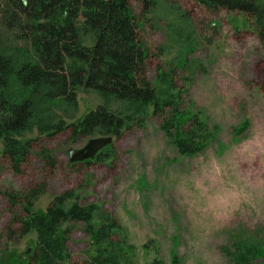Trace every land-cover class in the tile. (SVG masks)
I'll return each instance as SVG.
<instances>
[{
    "label": "rangeland",
    "instance_id": "rangeland-1",
    "mask_svg": "<svg viewBox=\"0 0 264 264\" xmlns=\"http://www.w3.org/2000/svg\"><path fill=\"white\" fill-rule=\"evenodd\" d=\"M132 6L149 50L148 79L154 82L156 67L178 64L177 81L187 79L188 98L217 128L213 142L201 153L178 155L149 113L143 128L112 137L103 148L108 157L70 162L69 149L99 137L73 142L69 129L53 137L33 130L23 140L38 139L14 173L0 139V259L5 252L24 253L37 238L34 230L18 236L23 201L13 206L3 192L37 190L32 211L43 212L56 195L74 190L80 204H95L119 225L111 239L123 237L132 246L133 264H236L250 250L261 256L247 254L248 264H264V38L240 16L212 13L192 0H156L148 13ZM0 49L14 55L29 47L0 21ZM77 102L76 110L59 101L44 105L41 114L69 125L99 105L118 112L125 107L80 89ZM43 149L53 163L40 157ZM222 198L229 201L223 209ZM63 227L70 228V264H91L94 249L83 225Z\"/></svg>",
    "mask_w": 264,
    "mask_h": 264
},
{
    "label": "trees",
    "instance_id": "trees-1",
    "mask_svg": "<svg viewBox=\"0 0 264 264\" xmlns=\"http://www.w3.org/2000/svg\"><path fill=\"white\" fill-rule=\"evenodd\" d=\"M156 0H4L0 5L3 27L25 42L28 50L7 54L0 49V139L3 155L11 169L19 173L20 164L31 153L38 138L24 139V133L53 137L69 129V140L90 137H120L125 130L143 128L150 113L178 155L203 152L216 136L202 109L188 98L187 79L179 84L176 72L156 67L154 82L147 77L149 50L140 35V15ZM197 6L215 13L221 10L240 16L243 25L259 39L264 38V0H192ZM92 91L105 102H122V111L106 104L90 110L67 125L62 119L46 121L44 105L59 101L76 110L77 91ZM242 130L243 124L239 127ZM111 145V143L109 144ZM53 163L47 150L39 151ZM97 156V157H96ZM95 160L109 156L99 151ZM91 162V159L84 162ZM37 190L26 195L3 192L11 205L22 199L26 217L21 220L19 237L34 230L36 244L22 254L5 252L0 264H70L67 247L70 228L81 223L90 236L91 264H133L132 246L118 234L119 225L95 204H80L74 190L56 195L43 212L32 211ZM261 256L253 250L237 257L236 264H248V256ZM239 260V261H238ZM172 261H175L173 259ZM148 264H163L155 259Z\"/></svg>",
    "mask_w": 264,
    "mask_h": 264
},
{
    "label": "water",
    "instance_id": "water-1",
    "mask_svg": "<svg viewBox=\"0 0 264 264\" xmlns=\"http://www.w3.org/2000/svg\"><path fill=\"white\" fill-rule=\"evenodd\" d=\"M112 137H99L87 141L81 149H69L70 162H82L87 159H94L96 154L112 142Z\"/></svg>",
    "mask_w": 264,
    "mask_h": 264
},
{
    "label": "clouds",
    "instance_id": "clouds-1",
    "mask_svg": "<svg viewBox=\"0 0 264 264\" xmlns=\"http://www.w3.org/2000/svg\"><path fill=\"white\" fill-rule=\"evenodd\" d=\"M229 201L222 198L218 201V206L223 209L224 207H226L228 205Z\"/></svg>",
    "mask_w": 264,
    "mask_h": 264
}]
</instances>
